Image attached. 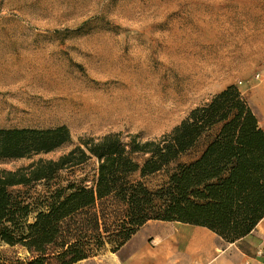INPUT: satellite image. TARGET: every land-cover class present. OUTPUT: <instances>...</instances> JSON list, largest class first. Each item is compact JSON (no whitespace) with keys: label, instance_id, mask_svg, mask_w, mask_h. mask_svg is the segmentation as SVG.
I'll return each mask as SVG.
<instances>
[{"label":"rangeland","instance_id":"1","mask_svg":"<svg viewBox=\"0 0 264 264\" xmlns=\"http://www.w3.org/2000/svg\"><path fill=\"white\" fill-rule=\"evenodd\" d=\"M229 86L259 117L264 0H0V129L64 126L72 142L0 168L57 159L81 139L159 137ZM205 143L181 162L195 159ZM145 159L136 157L139 164ZM96 173L93 159L62 172L61 185L82 179L89 185ZM155 226L171 233L191 230L177 222H149L120 250L106 244L77 264H125L137 254L143 264L147 253L156 252ZM198 230L209 235V245L184 264H264L258 242L228 244Z\"/></svg>","mask_w":264,"mask_h":264},{"label":"trees","instance_id":"2","mask_svg":"<svg viewBox=\"0 0 264 264\" xmlns=\"http://www.w3.org/2000/svg\"><path fill=\"white\" fill-rule=\"evenodd\" d=\"M127 138L81 139L57 159L0 168V264H77L106 244L120 250L148 222L202 227L235 244L264 218V131L236 87L192 109L166 134ZM203 139L202 152L181 162ZM67 144L64 126L0 129V163ZM137 156L146 159L139 164ZM93 159L97 173L89 185H61L62 172ZM38 185L44 190L35 191Z\"/></svg>","mask_w":264,"mask_h":264},{"label":"crops","instance_id":"3","mask_svg":"<svg viewBox=\"0 0 264 264\" xmlns=\"http://www.w3.org/2000/svg\"><path fill=\"white\" fill-rule=\"evenodd\" d=\"M257 96L259 98L256 101L257 110L259 111V117L257 118L259 120V126H260L261 122H264V86L263 88L259 89ZM255 110L256 108L254 109V111ZM256 115L258 116L257 113ZM262 130L264 131L263 128ZM189 227L191 228L190 231L182 232L181 230H177L176 233H171L168 230H166V228L164 227H157V226L153 227L151 231L156 232L157 234L155 239L156 252L147 253L146 261L143 260L142 263L143 264H149V263L184 264L186 259L185 257L191 256L192 258H195L199 252L204 251V249L208 247L210 237L203 231L198 230V229L207 230L205 228L197 227V226H189ZM209 232L212 233L211 231ZM244 240L250 242L252 241L258 242L260 244V248H262V250L264 251V218L259 222L255 230L250 235H248L247 237H245L240 241H244ZM198 248H200L201 251L198 250ZM131 257L132 258L128 262L126 261L125 264H137L140 263L139 261L141 260V258H143L139 254L133 255Z\"/></svg>","mask_w":264,"mask_h":264},{"label":"bare ground","instance_id":"4","mask_svg":"<svg viewBox=\"0 0 264 264\" xmlns=\"http://www.w3.org/2000/svg\"><path fill=\"white\" fill-rule=\"evenodd\" d=\"M51 83H52V82H51ZM62 83H63V82H62ZM54 84H55V83H54ZM201 87H202V86H201ZM48 88H49V87H48ZM193 90H194V89H193ZM115 92H116V91H115ZM177 96H178V95H177ZM115 99H116V98H115ZM65 104H66V103H65ZM167 105H168V104H167ZM61 107H62V106H61ZM101 107H102V106H101ZM83 108H84V107H83ZM70 110H71V108H70ZM116 110H117V109H116ZM87 112H88V111H87ZM87 114H88V113H87ZM92 115H93V114H92ZM144 115H145V114H144ZM148 121H149V120H148ZM179 234H180V233H179ZM187 237H188V236H187ZM187 239H188V238H187ZM178 242H179V241H178ZM180 243H181V242H180ZM185 243H188V242H185ZM185 243H184V244H185ZM178 245H179V244H178ZM187 245H188V244H187ZM187 245H186V246H187ZM183 246H184V245H183ZM185 249H186V248H185ZM182 250H183V249H182ZM177 251H178V250H177Z\"/></svg>","mask_w":264,"mask_h":264}]
</instances>
